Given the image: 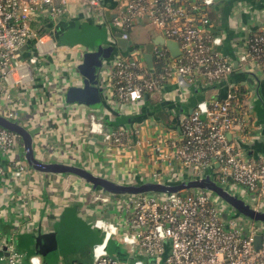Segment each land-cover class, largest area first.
I'll use <instances>...</instances> for the list:
<instances>
[{
	"label": "built area",
	"instance_id": "2783aa9c",
	"mask_svg": "<svg viewBox=\"0 0 264 264\" xmlns=\"http://www.w3.org/2000/svg\"><path fill=\"white\" fill-rule=\"evenodd\" d=\"M227 3L235 12L230 25L236 30L231 41L236 61L222 49L227 32L216 19L221 6ZM253 12L258 21L255 26L240 21ZM80 16L106 27L109 42L115 45L101 69L102 105L93 109L78 102L72 104L90 109L87 133L118 147H136L144 142L133 136L140 130L135 128L131 135L125 127L110 126L105 114H140L146 94L155 101H184L191 95V85L214 90L182 117L177 137L166 135L167 129L159 133L153 142L154 151L159 159H175L183 170L179 180L210 177L253 208L264 210V154L249 158L239 144L263 137L260 132L254 133L259 127L248 78L256 83L264 80V0H0V115L24 125L34 140L35 133L46 127L50 118L23 116L16 88L33 81L35 71L41 74L43 85L54 90L59 73L52 70L48 58L61 45L54 39L53 29L63 18ZM43 19L48 20L46 25ZM40 20L39 30L43 33L33 27V22ZM142 23L151 24L159 37L176 41L180 54L173 56L166 45L156 44L150 53V67L145 59L146 48L134 42L126 50L119 48L118 38L131 39V30ZM47 35L50 38L44 40ZM30 40H35L38 54L21 60L20 51ZM41 58L48 63L44 70L39 66ZM235 71L247 78L233 80ZM72 86H83L82 75ZM70 87H65V92ZM35 150L45 155L49 146L43 144L40 149L34 143ZM39 173L23 157L21 136L0 126L1 221L14 219L19 228L18 218L13 215L26 213L25 228L35 230L27 211L11 209L12 204L26 200L25 182L36 203H41ZM148 178L166 181L158 168ZM72 185L83 207H90L83 216L101 232L89 262L83 264H264V222L239 215L212 191L110 194L93 190L74 175ZM11 187L19 190L11 193ZM257 235L261 237L259 247L255 244ZM112 241L127 249L123 262L109 252ZM0 252V264H44L37 249L26 256L18 248L14 232L6 234L1 228ZM142 257L153 260L146 262Z\"/></svg>",
	"mask_w": 264,
	"mask_h": 264
},
{
	"label": "crops",
	"instance_id": "0c3cea01",
	"mask_svg": "<svg viewBox=\"0 0 264 264\" xmlns=\"http://www.w3.org/2000/svg\"><path fill=\"white\" fill-rule=\"evenodd\" d=\"M255 7L258 8L259 6L255 5ZM220 10L218 11L219 14L216 15V19L220 21L221 29L227 32L222 49L229 57L236 61V51L232 46L233 44H231V41L235 38L236 30L230 25L231 18L235 16V12L230 3L222 5ZM236 19H238L237 16ZM80 20L85 21L81 16L77 19L63 18L58 25H65L69 28ZM47 21L46 19L42 20L45 25ZM240 21L250 26H255L258 23L254 12L247 13L243 18H240ZM39 22L41 20L33 22V27L37 30L40 29ZM145 26L143 23L136 25L132 30H134V35L139 39L138 41L131 40L138 45L144 44V48L148 51L147 54H150L154 45L161 43L156 42V39L159 38L156 30L152 29L154 31L153 33L151 31H145L143 30ZM38 32L40 33L41 31L39 30ZM49 38L47 35L43 39L48 40ZM34 45L35 40H30L21 49L19 54L21 60H25L29 55L33 54ZM90 50L89 44L77 43L74 45H61L56 54L49 55L48 60L51 62L52 70H56L59 73L57 75V84L53 87L54 90L44 86L41 74L35 71L33 81L26 82L24 85L19 84L16 88L23 107V116H35L38 120L50 118L47 126L39 128L38 132L35 133L36 137L34 140V143L40 149H43V144L48 145L49 151L45 155H42L39 151L37 152L35 150L36 156L47 162L59 161L80 165L98 175H103L119 182L132 183L149 180L148 175L156 168L162 172L166 180H179L183 172L179 164L172 158L164 157V159H159L154 151L153 142L157 140L159 133L166 129V135L178 136L182 117L188 115L204 99V94L201 93V86L191 85V95L184 101L179 99L155 101L148 96V98H145V103L142 106L140 114L116 113L113 117L105 114L104 118L110 126L125 127L131 135H133V132L135 133V128L140 130L139 134H134L133 136L136 139L141 137L144 141L143 143L131 148L118 147L114 144L104 142L101 137L87 133V117L90 109H85L80 105H72L75 102L69 103L67 100L66 103L63 102L65 87H68V85H77L81 78L78 66L82 62L84 54ZM52 62L55 64L53 65ZM45 65H48V63L42 58L39 59V66L42 70H44L43 67ZM49 72L53 73V71ZM249 87L251 91V106L255 112L256 124L259 127L254 133L257 135L260 132L263 137L262 139L249 138L250 140L240 141L242 143L240 146L247 157L253 158L259 153L264 154V80L256 83L253 79H250ZM67 91L65 92L66 94ZM214 92L212 90L211 94ZM147 141H149V144ZM167 148H164V150L167 151ZM72 177L73 175L68 174L39 173L37 179L39 181V195L42 198L41 203H36L35 198H33L34 194H30L28 191L30 188L29 184L25 182L24 186L27 189L25 194L26 200L17 201L16 204H12L11 211L17 210L22 212L24 209L29 213L31 223L36 225L34 232L46 233L52 232V229L58 223L60 224L61 216L65 212H69L72 215L73 209L77 208V216L81 215V211L82 218L86 220V224L92 232L97 231L83 216L87 211H90V207L88 205L83 207L80 194L72 185ZM1 188L2 186L0 185ZM18 190L19 187H11L9 191L11 193H17ZM32 203L34 204L32 205ZM17 215L18 213H15L13 218H18L20 227L17 228L14 219L4 221L5 226L3 225L1 230H7V227H9L8 233L3 231L4 233L10 234L12 230H15V233H20L22 230H29L23 228L28 225L25 221L26 213L21 216ZM66 223L69 222L67 221ZM65 227L66 224L61 228L65 230ZM97 232L99 235L94 237V244L101 240V232ZM73 233L71 232L69 234L74 235ZM94 244H91L87 258L84 261L82 260V264L89 262ZM17 246L22 253H27L32 249H22L19 242H17ZM75 251L76 249L74 248L73 253ZM78 252H81L80 247H78ZM69 253L72 252L70 251ZM121 256L127 259V254L122 252ZM58 259L59 261L62 260L64 264H68L63 255H60ZM74 263L77 262L75 261L71 264Z\"/></svg>",
	"mask_w": 264,
	"mask_h": 264
},
{
	"label": "water",
	"instance_id": "95a60500",
	"mask_svg": "<svg viewBox=\"0 0 264 264\" xmlns=\"http://www.w3.org/2000/svg\"><path fill=\"white\" fill-rule=\"evenodd\" d=\"M221 2V1H220ZM108 19L111 20V16L109 14ZM80 24V25H79ZM101 27L96 25L90 21H84L81 23H76V27L78 26L81 28L79 34H85L87 31V27ZM68 26H61L57 25L53 29V36L54 39L57 41L59 45H74L77 43H84L89 44L80 40H76L77 42L68 41V37H66L67 33H77L75 31L74 26L67 28ZM96 27V28H97ZM74 28V29H73ZM106 28V27H102ZM84 31V33H81ZM107 34L108 30L106 29ZM78 34V35H79ZM109 35V34H108ZM121 33H118L120 36ZM66 37V38H65ZM71 40V39H69ZM160 41V42H159ZM157 43H161L162 45H166L169 49L171 55L177 56L180 54L179 45L176 41L173 40H165L163 37H159L156 39ZM117 45L122 50H126L128 46L133 45V41L131 39L124 40L122 38H118ZM91 50L84 54L82 62L78 66V70L83 77V86H71L66 94V99L69 103H82L87 105L90 108H98L103 103V88L100 86V74L101 69L103 67V62L105 59L110 58L115 45L110 44L107 45H94L89 44ZM34 55H37L36 47L34 46ZM145 59L150 67L153 66V56L152 54H146ZM238 65V62H236ZM242 78H247L245 74L242 75ZM250 80V78H248ZM145 98H148V94L145 95ZM0 126L19 134L23 141V157L26 159L27 163L33 169L45 173V174H68L80 177L83 181L89 184L93 190L96 191H103L105 193L110 194H119V195H139L145 194L150 192H162V193H180L185 190H192V189H203L209 190L216 193L226 204L231 206L239 215L246 216L254 221L264 222V210L263 209H256L253 208L246 200L240 198L237 194L233 193L228 187L222 186L218 184L215 180L210 177L205 178H192V177H185L184 179L180 180H166L164 182L161 181H152V180H145V181H137V182H119L115 181L111 178H108L103 175H98L87 168L76 165L73 163H65L59 161H43L39 157L36 156L34 151V138L32 133L21 123L17 121H13L9 118H6L0 115ZM240 145L242 143L240 142ZM232 181V178L230 177ZM77 215L76 212H73L72 215L69 212H65L61 216V222L59 226H65V223L69 220V215L75 216ZM70 223V222H69ZM86 228L85 234H90L92 243L94 244L95 240L94 237H97L99 234L97 231H93L90 227L86 224H83ZM1 228V227H0ZM3 228V226H2ZM9 227L7 230H4L8 233ZM100 232V231H99ZM59 231H52L46 234H41L36 238V242L34 244V248L37 249L38 253L44 258L47 264H50L49 259H56V263L59 261L58 257L63 255L64 258H67L69 252L62 251L59 248ZM63 232L61 233V235ZM261 237L257 235L255 237V244L257 247L260 246ZM96 244V243H95ZM77 245H74L73 248H76ZM79 247V246H78ZM93 247V246H92ZM2 253V252H0ZM7 254V253H6ZM166 256V254H165ZM52 264V263H51Z\"/></svg>",
	"mask_w": 264,
	"mask_h": 264
},
{
	"label": "rangeland",
	"instance_id": "374dc122",
	"mask_svg": "<svg viewBox=\"0 0 264 264\" xmlns=\"http://www.w3.org/2000/svg\"><path fill=\"white\" fill-rule=\"evenodd\" d=\"M86 21V20H85ZM83 21H78V23H81ZM80 25V24H79ZM145 28H143V30H147V31H151L152 33L154 32L152 29L153 26L151 24H145ZM88 26L85 25V28ZM87 27V31L85 34H79L81 31V28L78 26V28L76 27V25H74V30L77 31V33H67L66 37H68L69 39H67L68 41H72V42H77L76 40H80L89 44H94V45H107L109 43V35L107 34L106 28H102V27ZM134 30L131 31V39L133 41H138V37L134 35L133 33ZM81 33H84V31H82ZM79 34V35H78ZM65 37V38H66ZM137 44V43H136ZM142 47H144V44H141ZM243 73L240 71H235L232 75V79L233 80H240L242 78ZM201 93L204 94V98H206L208 95H211L212 90L208 89L207 87H201ZM74 192V191H73ZM74 194V193H73ZM76 195V194H75ZM77 208L73 209V212H76ZM81 215H76L74 214L75 218L73 216H70V218H68L70 223H65L66 227L65 230L61 228V225L59 226V224H57V226L55 228H53V231H59L58 233V237H59V248L62 251H66V252H72L74 251V245H77L81 248V252H78V247H76V251L74 253V257L72 255V259L74 260V262L76 261L77 263H82L88 255L90 246L92 244V239H91V235L90 234H85L86 232V228L84 227V223L86 222V220L84 218H82V212L80 211ZM5 226V222L0 220V227ZM25 228V227H23ZM15 234L16 236V242L20 243V246L22 249H31L30 251H28V253H25L26 256L33 253V250L35 249L33 246L36 242V238L38 236H40L41 234H43L42 232H37L35 233L34 231H24L22 230L20 233H15V230H12L11 234ZM63 232V234L61 235V233ZM73 233L69 234V233ZM48 233V232H46ZM44 233V234H46ZM111 253L116 257L119 258L120 261H124V257H122V252L124 254L126 253V248L122 245L117 244L115 241H112V245H111ZM121 253V254H119ZM63 254V252H62ZM142 259L146 262H151L153 260V258H148V257H142ZM83 260V261H82ZM25 261H27V259H25Z\"/></svg>",
	"mask_w": 264,
	"mask_h": 264
},
{
	"label": "trees",
	"instance_id": "16d2710c",
	"mask_svg": "<svg viewBox=\"0 0 264 264\" xmlns=\"http://www.w3.org/2000/svg\"><path fill=\"white\" fill-rule=\"evenodd\" d=\"M111 245H112V242H110V244H109V252L111 253ZM112 254V253H111ZM72 255H73V257H74V253L72 254V253H69L68 254V256H67V258H65V260L67 261V263L68 264H71V263H73L74 262V260L72 259ZM42 259H43V263L44 264H47L46 262H45V260H44V258L42 257ZM50 260V264L52 263V264H55L56 263V259L55 260H53L52 258L51 259H49ZM125 260V259H124Z\"/></svg>",
	"mask_w": 264,
	"mask_h": 264
}]
</instances>
